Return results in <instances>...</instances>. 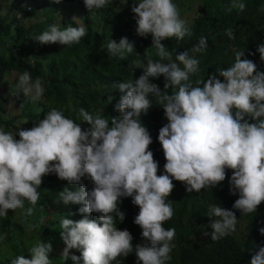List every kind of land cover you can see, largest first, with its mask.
<instances>
[{
  "label": "clouds",
  "instance_id": "obj_1",
  "mask_svg": "<svg viewBox=\"0 0 264 264\" xmlns=\"http://www.w3.org/2000/svg\"><path fill=\"white\" fill-rule=\"evenodd\" d=\"M108 3L84 0L90 13ZM232 8L244 11L246 5L233 0ZM259 10L264 12V5ZM131 12L136 34L145 38L151 34V48L160 59L153 60L145 51L143 74L117 83L121 95L115 109L121 116L112 117L109 123L104 116L81 107L78 116L91 126L84 129L83 123L51 108L30 129L22 127L13 134L0 128V217L6 218L10 209H24L26 201L32 207L22 215L31 216L45 175L56 174L69 185H79L75 191L65 187L56 202L81 205L78 212L83 218L69 219L70 214H60L58 208L53 212L54 217L60 214L58 226L66 245L62 258L67 260L74 248L81 253L71 256L75 264L81 259L83 264H113L133 252L137 264H168L176 229H166L163 224L174 215L173 201L166 202L175 187L173 179L183 182L188 193L200 192L218 186L226 178V169H231L230 192L239 193L233 208L247 215L264 202V72L245 58V51L234 50L235 60L227 69L218 68L207 80L197 79L194 84L190 77L200 71L195 54L207 50V37L201 36L190 50L177 52L173 59L162 41L192 35L179 6L173 0H133ZM72 19L75 27L54 23L33 39L63 46L80 43L87 29L79 17ZM225 31L235 39L231 28ZM105 47L108 57L119 59L135 50L127 37L119 42L110 38ZM256 51L264 61V42ZM140 63L130 67L139 68ZM160 76L165 78L163 91L150 79ZM16 91L17 96L22 93L37 102L45 88L40 77L33 81L26 70L18 78ZM153 98L168 120L158 135L166 159L161 175H157L159 163L149 150L152 137L141 119L152 107ZM85 178L93 183L91 190L83 182ZM122 197H131L139 207L134 223L142 229L146 243L133 246L130 231L117 227V217L120 222L125 220L119 207ZM91 213H97L98 220L90 219ZM208 217L214 218L213 231L204 235L213 241L236 231L234 211L213 204ZM260 232L264 234V228ZM5 238L0 234V241ZM52 251L51 242L40 239L28 249L30 259L17 255L10 264H51ZM251 252L250 264H264V247Z\"/></svg>",
  "mask_w": 264,
  "mask_h": 264
},
{
  "label": "trees",
  "instance_id": "obj_2",
  "mask_svg": "<svg viewBox=\"0 0 264 264\" xmlns=\"http://www.w3.org/2000/svg\"><path fill=\"white\" fill-rule=\"evenodd\" d=\"M29 1L26 4L25 0H0V128L13 134L22 127L30 129L51 108L61 110L65 117L77 123H83L82 117L78 116L81 107L93 115L104 116L109 123L112 117L121 116L115 109L121 95L117 83L136 80L143 74L145 51L151 54L153 60L160 59L155 49L151 48V34L146 38L136 34L134 13L129 6L132 0H109L104 8L94 9L91 13L84 0H59L58 3L56 0H35L41 5L34 6L30 5L34 0ZM241 2L246 5L244 11L232 8L233 0H201L197 10L189 6L187 12L185 7L179 8L192 35L183 40L168 38L162 43L172 52L174 59L177 52L190 50L201 36L207 37V50L195 54L200 60V71L190 77L194 84L197 79L207 80L218 68L227 69L235 60L234 50L245 51V58L253 60L258 70L264 72V61L256 51L264 42V12L259 10L264 0ZM74 16L79 17V22L87 29V35L81 38L80 43L63 46L59 43L41 44L33 39L54 23L61 27L68 24L75 27ZM228 28L233 30L235 39L226 35ZM124 37L134 44L135 50L126 54L124 59L108 57L105 47L108 40L112 38L119 42ZM136 62H141L139 68L130 67ZM26 70L32 74L33 81L37 77L42 80L45 92L40 101L31 102L22 93L17 96L18 78ZM218 78L223 81V77ZM150 79L164 90L163 76ZM166 91L171 93L172 89ZM6 99L15 108L11 116L4 107ZM141 119L152 137L149 150L153 151L154 160L159 163L157 175H161L166 159L158 135L168 120L163 108L156 105L155 98L152 107ZM90 127L87 123L82 124L84 129ZM232 172L226 169L224 181L200 192L188 193L183 182L173 179L175 187L166 202L173 201L174 215L163 224L166 229H176L175 248L168 264H250L251 251L264 247V234L260 232L264 228V202L256 212L247 215L234 209L239 193L233 195L230 192ZM83 182L89 190L94 187L87 178ZM65 187L75 191L79 185H69L56 174L45 175L31 216L22 215L25 209L32 207L26 201L24 209H10L6 218L0 217V234L6 236L0 241V264H10V260L17 255L30 259L28 249L40 239L51 242L53 246L49 254L51 264H75L71 256H79L78 249L70 250L69 261L62 258L66 245L61 237L58 216L70 214L69 219L72 220L83 217L78 212L81 205L56 202L59 200L58 193ZM121 201L119 207L125 213V220L120 222L117 217V227L130 231L133 246L146 243L142 238V229L134 223L139 207L132 203L131 197H122ZM213 204L234 211L238 219L234 233L215 241L210 235H204L213 231L210 224L214 218L208 217V208ZM56 208L60 209V214L54 217ZM89 218L98 220V214L91 213ZM80 264H83L82 259ZM113 264H137L135 252L127 257H118Z\"/></svg>",
  "mask_w": 264,
  "mask_h": 264
},
{
  "label": "rangeland",
  "instance_id": "obj_3",
  "mask_svg": "<svg viewBox=\"0 0 264 264\" xmlns=\"http://www.w3.org/2000/svg\"><path fill=\"white\" fill-rule=\"evenodd\" d=\"M175 2L174 3H176L178 6H179V8H184L185 7V9H186V12H187V9H188V7L189 6H191L194 10H197L198 8H199V6H200V4H201V0H174ZM185 1H188V3L187 4H185ZM30 1L29 0H25V3L26 4H28ZM120 2H123L124 3V1H120ZM132 3H133V0H132V2L131 3H129V6L131 7L132 6ZM30 5L31 6H34V5H41V2L40 1H31V3H30ZM181 12V11H180ZM4 107L6 108V110H7V113H8V115H12V113L15 111V108H14V106H13V104H12V102L9 100V99H6L5 100V102H4ZM69 259H67V261H68Z\"/></svg>",
  "mask_w": 264,
  "mask_h": 264
}]
</instances>
